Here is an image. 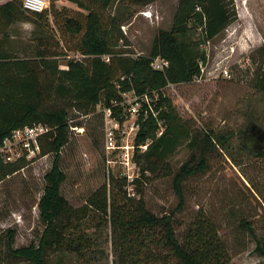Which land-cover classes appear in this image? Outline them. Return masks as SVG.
Returning a JSON list of instances; mask_svg holds the SVG:
<instances>
[{"label":"trees","instance_id":"16d2710c","mask_svg":"<svg viewBox=\"0 0 264 264\" xmlns=\"http://www.w3.org/2000/svg\"><path fill=\"white\" fill-rule=\"evenodd\" d=\"M61 0H50L51 6L42 13L24 9L23 0H13L0 5V144L21 128L43 124L52 129L41 141L43 156H55L52 169L45 175L46 186L38 202L40 219L45 230L38 244L14 247L16 230L9 229L0 237V264H6L10 256L31 264H52V254L61 251L82 253L87 239L71 238L80 229L74 221V208L62 195L66 175L60 167L62 149L69 143L72 127L69 108L78 106L94 112L99 105L113 108L120 118L123 94L137 96L156 94L158 100L152 107L142 108L139 117L140 130L136 145L151 141L147 151L136 154L135 161L141 168V177L134 184L140 187L148 174L159 176L172 173L168 160L189 141L191 149L199 146V139L191 127L179 115L165 91L169 85H184L201 76V64L207 56L200 46L220 36L235 20L237 14L232 0H179L178 10L170 30L160 31L148 56L133 57L127 51H117L122 15L109 19L107 25L99 11L79 0H69L88 11L84 20L64 17V33L72 38L80 37L75 54L81 60L70 59L66 69H61L45 36L38 39L34 57L21 58L11 46L10 30L17 23H28L40 32L57 23L54 13ZM133 6L145 7L155 0H130ZM110 8L113 0H94ZM199 34L198 41L195 34ZM121 38L122 33H121ZM51 37V36H50ZM52 38V37H51ZM262 66L255 75V89L264 93V46L258 50ZM109 57L110 62L103 58ZM160 58L169 66L163 71L153 69V60ZM62 102V103H61ZM123 122V119H120ZM164 126V132L158 133ZM209 147L228 152V138L216 134L206 136ZM240 150L264 157V128L253 121L242 133ZM234 159L233 155H229ZM192 160L182 165L174 175V190L179 199L177 212L185 206L183 185L188 179L207 169V162ZM26 165L23 161L5 165L0 159V176L8 177ZM89 205L104 214L119 232L121 264H132L148 256L153 264H229L230 251L222 239L216 224L200 213L179 239L175 227V212L160 217L145 208L141 200L136 207L109 204L107 190H99L89 200ZM80 227V228H79ZM241 228L248 230L256 242V253L264 258V236H259L247 222ZM143 260V259H142Z\"/></svg>","mask_w":264,"mask_h":264},{"label":"rangeland","instance_id":"374dc122","mask_svg":"<svg viewBox=\"0 0 264 264\" xmlns=\"http://www.w3.org/2000/svg\"><path fill=\"white\" fill-rule=\"evenodd\" d=\"M79 1L99 11L104 25L114 16H123V37L118 34L116 48L133 57L151 53L156 35L172 28L179 6V0H155L145 7L133 6L130 0H113L110 8L103 11L94 0ZM232 2L235 20L220 36L199 47L207 56L202 77L165 91L200 141L194 150L191 141L184 143L169 158L172 173L148 174L144 184L136 187L128 178L132 171L124 169L117 160L121 158L107 151L104 107L99 105L94 112L78 106L68 109L71 125H78V129L71 128L69 143L61 152L60 167L66 175L61 193L75 210L74 221L82 226L71 238L82 236L88 242L82 253L52 254V264H121L118 230L89 205L90 198L103 188L111 205L136 207L142 200L148 211L160 217L175 212L179 239L194 219L204 213L216 224L230 251L229 264H264V258L255 251L256 242L250 232L241 228V223L247 222L259 236H264V157L240 150L242 133L250 123L255 121L264 128V93L255 89V75L263 65L258 50L264 46V0ZM55 6L57 23L53 27L43 33L31 24L17 23L10 30L11 46L21 58L34 57L38 39L45 36L52 51L59 53L60 68L66 69L68 61L77 55L72 51L80 37L64 33V17L84 20L88 11L69 0H61ZM194 38L198 41L200 35L197 33ZM208 134L226 136L228 152L209 147ZM54 158L48 154L34 164L23 161L24 170L6 178L0 176V237L9 229L16 230L15 248L38 244L45 230L38 202ZM202 159L207 162V169L185 181V206L177 212L174 174L187 161L196 165ZM108 160L117 162L109 165ZM140 170L139 167L136 171L138 178ZM142 257L143 260L132 264H153L148 256ZM6 264L31 263L9 256Z\"/></svg>","mask_w":264,"mask_h":264},{"label":"built area","instance_id":"2783aa9c","mask_svg":"<svg viewBox=\"0 0 264 264\" xmlns=\"http://www.w3.org/2000/svg\"><path fill=\"white\" fill-rule=\"evenodd\" d=\"M49 3L50 0H23V7L31 13H42L48 8ZM72 57H74L75 60L82 59V56L79 54L73 55ZM103 59L106 62H110L109 57H104ZM168 66V62L160 58L152 62L153 69L158 71H163ZM203 66L204 64H201L200 77L205 73ZM200 77L197 78V80H199ZM174 86L176 85H169L168 89ZM123 99L120 106L118 103H115V108H122V111L119 112L120 118L115 114L113 108H107L102 105L105 115L107 151L110 155L121 158V160H117L124 169L132 171V174H128V178L134 183L136 179H138V177H136V171L139 168L135 161L136 154L145 153L151 144V141H148L145 145H136V139L140 130V113L143 107H152L153 103L158 100V96L156 94L154 97L153 94L137 96L134 93L131 95L126 93L123 94ZM120 119H123V122ZM161 127L162 130L158 133L159 137L165 130L162 123ZM75 129L78 128L76 127ZM51 131L52 129L50 127L43 124H35L15 130L11 137L5 139L3 143L0 144V159L5 165L16 164L21 161L27 164H34L37 160L43 158L41 141ZM117 160H108V164L111 165L116 163ZM22 170H24V168Z\"/></svg>","mask_w":264,"mask_h":264},{"label":"crops","instance_id":"0c3cea01","mask_svg":"<svg viewBox=\"0 0 264 264\" xmlns=\"http://www.w3.org/2000/svg\"><path fill=\"white\" fill-rule=\"evenodd\" d=\"M10 1H13V0H9V1H7V2H10ZM7 2H2V1L0 0V5L5 4V3H7Z\"/></svg>","mask_w":264,"mask_h":264}]
</instances>
